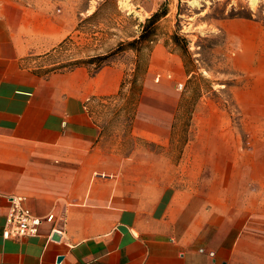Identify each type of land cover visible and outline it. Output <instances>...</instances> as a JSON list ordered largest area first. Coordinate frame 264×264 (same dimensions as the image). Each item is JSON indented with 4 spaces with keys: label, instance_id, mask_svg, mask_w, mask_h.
<instances>
[{
    "label": "crops",
    "instance_id": "obj_1",
    "mask_svg": "<svg viewBox=\"0 0 264 264\" xmlns=\"http://www.w3.org/2000/svg\"><path fill=\"white\" fill-rule=\"evenodd\" d=\"M79 14L75 0H0V264H264V181L235 186L236 175L264 177V21L220 22L224 55L246 78L233 99L252 135L236 147L232 122L210 124L227 130L221 165L213 138L177 147L175 86L196 72L164 42L127 132L107 128L98 110L120 96L124 64L45 70ZM162 70L177 83L155 82ZM11 196L44 218L38 235L4 238Z\"/></svg>",
    "mask_w": 264,
    "mask_h": 264
},
{
    "label": "rangeland",
    "instance_id": "obj_2",
    "mask_svg": "<svg viewBox=\"0 0 264 264\" xmlns=\"http://www.w3.org/2000/svg\"><path fill=\"white\" fill-rule=\"evenodd\" d=\"M164 4L168 7L169 13L161 21L157 40L151 48H146L141 53L125 50L113 54L104 62L103 65L124 64L126 76L120 96L99 103L100 119L106 122L107 128L113 129L115 126V130H123L128 127L130 115L133 116L134 103L138 98L137 93L142 87L143 76L149 65L152 48L157 41H162L170 52L183 57L188 69H194L196 72L187 79L182 90L175 86L183 96L174 129L177 138L180 134L177 147L180 150L186 139L197 135L207 142L213 138V143L218 146V163L225 164L221 144L227 130L225 128L212 130L210 124L227 120L232 122L233 129L230 131L236 147L244 146L252 135L251 130L242 128L241 114L233 99V90L246 78L231 67L224 55L221 46L225 41V33L220 28V22L234 18L264 21V0H258L255 5L251 0H75L76 10L83 12L78 16L76 32L59 44L57 50L44 58L41 64L48 66L55 63L45 70L65 71L70 69V66L65 64L74 62L67 61L71 57H91L109 53L120 41L137 37L141 31V23ZM95 11L96 14L92 15ZM174 33L181 36L180 46L172 40ZM137 61L140 68L136 75V88L133 90L135 70L132 69L136 68ZM158 75L160 79L156 80ZM154 80L155 82L171 80L177 83L176 75L170 70L158 71ZM130 82L131 93L128 98L129 90L126 87ZM198 106H207V113H198ZM196 121L200 124L201 121L206 123L196 125ZM253 131L256 134V130ZM203 147L202 156L205 158L210 152L208 146ZM235 150L237 164L236 156L239 157L238 152L241 153V149ZM238 172L236 170V174ZM255 180L263 182L264 177L243 178L236 175L235 186H242L244 181H248L250 187L252 185L256 187Z\"/></svg>",
    "mask_w": 264,
    "mask_h": 264
},
{
    "label": "trees",
    "instance_id": "obj_3",
    "mask_svg": "<svg viewBox=\"0 0 264 264\" xmlns=\"http://www.w3.org/2000/svg\"><path fill=\"white\" fill-rule=\"evenodd\" d=\"M97 11H95L92 15H95ZM169 9L164 4L157 11H155L150 17L146 18L143 23H141V31L137 37H133L132 39L120 41L115 49L111 50V52L103 54V55H95L88 57L86 59L76 60L74 62L65 64V66H70V69L77 65H93L99 69L102 67L104 62H106L113 54H117L123 52L125 50H134L138 53H141L146 48H151L152 44L157 40L158 29L161 21L168 15ZM172 40L178 46L181 45V36L178 33H174L172 35ZM140 63L137 61L135 68V75L132 80V89L136 88L137 81V71H139ZM55 70V69H54ZM50 71V70H48ZM142 87L139 88L137 96L139 97L141 93Z\"/></svg>",
    "mask_w": 264,
    "mask_h": 264
},
{
    "label": "built area",
    "instance_id": "obj_4",
    "mask_svg": "<svg viewBox=\"0 0 264 264\" xmlns=\"http://www.w3.org/2000/svg\"><path fill=\"white\" fill-rule=\"evenodd\" d=\"M171 77V75L169 76ZM160 79V75L156 80ZM178 89L184 88V83L177 84ZM25 198L22 196H11V205L6 215V221L3 228L4 238H24L36 236L40 232V227L44 221L42 216L35 214L24 203Z\"/></svg>",
    "mask_w": 264,
    "mask_h": 264
},
{
    "label": "bare ground",
    "instance_id": "obj_5",
    "mask_svg": "<svg viewBox=\"0 0 264 264\" xmlns=\"http://www.w3.org/2000/svg\"><path fill=\"white\" fill-rule=\"evenodd\" d=\"M258 2V0H251V3L255 5Z\"/></svg>",
    "mask_w": 264,
    "mask_h": 264
},
{
    "label": "water",
    "instance_id": "obj_6",
    "mask_svg": "<svg viewBox=\"0 0 264 264\" xmlns=\"http://www.w3.org/2000/svg\"><path fill=\"white\" fill-rule=\"evenodd\" d=\"M55 237H58V234H55V235H54V238H55Z\"/></svg>",
    "mask_w": 264,
    "mask_h": 264
}]
</instances>
